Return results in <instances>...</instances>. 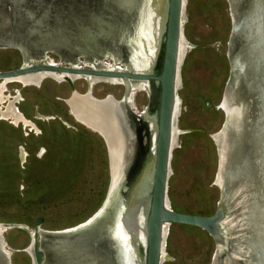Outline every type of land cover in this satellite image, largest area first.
<instances>
[{
  "label": "rangeland",
  "instance_id": "1",
  "mask_svg": "<svg viewBox=\"0 0 264 264\" xmlns=\"http://www.w3.org/2000/svg\"><path fill=\"white\" fill-rule=\"evenodd\" d=\"M135 1L0 0V15L7 9L5 25L3 20L0 25L16 32L19 46L29 51L47 49V61L55 64L73 57L90 63L103 56L100 59L113 65L106 51L119 57V36L130 32ZM230 23L226 0H185L175 117V127L181 132L171 150L166 191L170 208L178 212L209 215L220 195L214 183L216 143L209 135L218 133L224 119L220 110L229 72ZM10 41V46L0 48V70L19 67L22 57L37 56L21 53ZM85 80L72 82L81 96L88 95ZM4 85V96L17 98L14 105L30 124L0 116V224H12L1 235L10 264H32L27 247L36 216L41 217L42 231H62L74 228L101 205L110 176L108 151L103 138L72 115L67 101L73 92L67 82L48 76L39 85L18 81ZM88 90L92 101L108 97L122 101L123 85L111 80L97 79ZM146 99L145 90L135 89L136 114H141ZM7 104L6 100L0 107ZM133 128V138L143 145L142 134L146 137L147 130L142 132L139 122ZM233 214L227 224L231 237L241 227ZM103 225L99 218L73 232L43 233L44 253L50 250L53 264H113ZM163 247L171 260L161 264H209L214 252V242L204 230L177 223L166 228Z\"/></svg>",
  "mask_w": 264,
  "mask_h": 264
},
{
  "label": "water",
  "instance_id": "2",
  "mask_svg": "<svg viewBox=\"0 0 264 264\" xmlns=\"http://www.w3.org/2000/svg\"><path fill=\"white\" fill-rule=\"evenodd\" d=\"M226 1L231 21L226 56L228 62L229 59L231 61L223 88L227 86L236 93L235 98L239 101V105L235 104L237 109L233 110V108L231 114L237 117L238 123L237 127L232 125L233 128L227 130L228 123H226L225 116L218 129V133L221 132L218 138L223 134H229L231 139L228 141V151L224 153V168L221 169L223 181L219 186L220 195L213 212L209 215L175 211L170 208L166 194L167 177L170 171L169 162L173 147L172 123L175 121V106L177 104L176 89L180 65L179 39L185 0H159L157 7L160 9V16L156 34L154 33L155 53L148 67L140 71H136L132 67H128L125 71L74 67L69 61L51 65L45 59L23 60L17 68L0 70V79L45 69L88 75L119 76L125 80L121 100L131 94L128 80L147 82V99L141 114H135L131 110L132 107L129 105L128 99L125 101L127 121L131 125L130 140L133 153L123 169L121 178L111 185L109 176L101 205L90 217L74 227L80 228L89 222L95 223L97 219L101 218L107 242L113 246L118 243L125 255H135L139 246L136 247V250L131 246L133 232L134 229H138V221L141 218L140 227L143 241L137 242L141 248L139 264H161L163 260H171L170 255L163 253L162 250L165 237L164 227L172 223L198 227L211 237L214 242V252L209 264H224V258L229 259L231 264H264V0ZM139 2L141 1H135L132 23L140 21L139 15L136 18L137 14H135ZM142 2L143 6H138L139 11H137L143 15L142 24L138 26L136 22L137 34L133 35L130 28L128 34L119 36V57L126 49L145 48L147 39H151L147 34L148 10L152 7L151 0H142ZM246 2V6L242 7ZM153 8L152 13L156 11ZM242 9L244 12L240 13ZM6 12L5 8V15H7ZM4 13L0 15L3 25H5ZM3 25L0 26V45H8L9 41L5 38L9 39V37L1 36L2 29H5V32L8 31V27ZM4 35L7 36L8 33ZM67 83L70 85L72 93L74 90L72 82L67 81ZM88 89L89 86H87L86 93H89ZM222 97L221 94V99ZM130 98L132 97L130 96ZM136 122L140 123L142 132L143 125L152 130L149 150H147L145 142L142 145L139 138H133L135 134L133 126ZM143 122L145 123L143 124ZM96 132L103 138L107 150L104 137L98 131ZM209 137L215 144L212 134ZM215 149L218 157L217 144H215ZM107 160L109 166L108 154ZM218 161L220 160L217 158V174L220 163ZM216 173L214 178H216ZM214 183L216 184L215 179ZM237 185H239V189H237ZM111 193L114 194L115 200L110 207L108 204L112 199L109 197ZM236 198H239V201L234 204ZM230 212L234 213L233 215L237 217V222H240L241 226L237 229L238 235L234 237H231L232 228L230 229L223 222ZM40 222L41 217L36 216L30 234V243L27 247L32 254V264H45L46 258L41 245V235L43 233L48 235L62 233V231H42L38 226ZM3 225L6 229L12 224L4 223ZM0 239L5 246L1 233ZM235 243L238 244L236 250L234 249ZM231 251H235L237 255H231ZM132 258L130 256L128 258L130 264H133ZM0 263L10 264L9 254L4 253L1 249Z\"/></svg>",
  "mask_w": 264,
  "mask_h": 264
},
{
  "label": "bare ground",
  "instance_id": "3",
  "mask_svg": "<svg viewBox=\"0 0 264 264\" xmlns=\"http://www.w3.org/2000/svg\"><path fill=\"white\" fill-rule=\"evenodd\" d=\"M140 1L141 2H139L140 4L138 6L140 5L143 6L142 0ZM158 2L159 0H151V5L152 7H154L153 10L154 9L156 10L155 12L153 11L154 13H152V7H150L151 11L148 10L149 11L148 13L149 15L148 23L149 24L147 27V30H148L147 34L149 35L151 39L149 40L147 39L145 48L143 47L139 50L136 47H134V49L132 50L126 49L125 51L126 54L125 52H122V55L117 58L113 57L112 53L107 51L110 54L109 56H111V58L114 60L115 63H112L113 65H108L105 63L104 61L105 59H100V58H103V56H101L99 59H95L94 57L96 65L93 64L91 68H95V69L103 68V69H109V70L119 69V70H124V71L128 67H132L136 71H140L141 69L147 68L155 53V34H156L157 25H158V19L160 16V13H159L160 9L159 7H157ZM138 6H137V10L135 11V14H137L136 18L138 15H140L139 16L140 21L138 22L136 21V22L138 23V26H141L142 21H143L142 19L143 15H141L140 12L137 13V11H139ZM136 22L132 23V27H131V31H133L132 33L133 35L137 34ZM182 37L183 35L181 33L180 39H179V62H181V58L183 56V51H184L183 49L184 41ZM45 53L46 52L37 54L38 56H35L36 58L35 57L33 58L36 60L45 59L47 61V57L45 58ZM24 61H28V60L25 58ZM230 61L231 60L229 59V62ZM47 62L50 63L51 65H56L53 62H50V61H47ZM85 64L86 66L84 65L83 67H87V65H89L88 61L85 62ZM48 76H51L52 78L58 80V82L59 81L74 82V80L77 78H85L89 82L90 87L92 86V82H94L97 79H106V80L113 81V83H118L122 85L125 84V80L119 76L88 75V74H83L79 72L55 71L51 69L49 70L45 69V70H40L36 72H26V73L18 74L15 76H6L0 79L3 82L2 84H0V105L3 104L6 100L8 101V104L4 108L0 107V116L3 118H8V117L12 118L15 123L21 121L25 125L30 124V122L27 121L24 118V116L20 112H18V109L15 107L14 102L17 98L10 100L8 97L4 96V91H5L4 84L7 82H11V81H18L22 83L23 85H39L40 81ZM128 81L130 83V93L131 94L127 97L125 96L122 99V101L114 102V109L111 107V100H109L110 97L106 98L107 100L105 99V100H100V101H92L90 93H88L89 97L88 95L81 96L77 94L74 90L72 91L73 95L71 99L67 101L72 115L79 123H81L82 125L90 129L98 131L104 137L106 145H107L108 156H109L110 184L111 185L118 182V180L121 178L123 169L126 166V164L129 162V158L131 157L133 153L132 143L130 140L131 133H132L131 125H129V121H127L128 119V115L126 113L127 104L125 103V101L126 99H128L129 105L132 107L131 110H134L132 98H130V96L133 97L135 89H140V90L142 89V90H145V92L147 90V82L144 80H128ZM177 86H178V78H177ZM235 97H236V93L230 90L226 86L224 88L223 98L221 101L222 102L221 109L225 112V116L227 118L226 119V123H228L227 130L233 128L232 125H236L237 127V123H238L237 117L231 114L233 110L237 109L235 104H237V106L239 105L238 104L239 101H237ZM176 101H177V104L175 106V117L178 115V111H179L178 110L179 109V99H177V97H176ZM233 104L234 106H232ZM121 105H123L124 107H122ZM228 111H229V114H228ZM119 113H122V114L119 115ZM144 123L145 122H143V124ZM180 132L181 131H178L176 129L175 121H173L172 123V144H174L175 137ZM220 133L221 132L213 136L214 143H216L218 147V154H219L218 159L220 160L218 174H216V180H215L217 186H221L222 181H223L221 169L224 168V164H223L224 158H225L224 153H227L228 141L229 139H231L229 134H223L221 135V137L218 138ZM232 135L236 136V134L234 133H232ZM151 136H152V130L150 128H147V136H146L147 140L145 144L147 150H149V148L151 147ZM23 155H24V152L21 149L20 150L21 159L23 158ZM227 182L229 181L227 180ZM239 185H237V189H239L238 188ZM111 194L109 197L114 198V194L112 195ZM111 200L112 199H110L109 203L111 202ZM238 201H239V198H236L234 200V204H237ZM230 215H231V212L229 215H227L228 217H225L223 219V222L226 223V225L228 224V221H229L228 219ZM140 222H141V218H139V221H138V225H137L138 229H134V232H133L134 237H133V244L131 246L134 250H136V247L139 246L138 252L135 253V255L132 254L131 256L133 257L132 258L133 264H139L140 262L139 260L141 257V254H139L141 252V248H140V245L137 244L138 241L140 240L143 241V233L141 231ZM89 224H91V222H89L88 224L84 226H81L80 228L67 229L64 233H69V232L79 230L85 226H88ZM167 227H164V230H163L164 236H166ZM4 228H5L4 225L0 224V233L4 231L3 230ZM237 245L238 244L235 243V247H234L235 250L237 249ZM0 249L4 253L8 254L5 251V246L3 245V241L1 239H0ZM162 252L165 253L164 247H163ZM231 255L236 256L237 253H235V251H231ZM223 262L224 264H231L230 260L227 258L226 259L224 258ZM4 264H7V263H4Z\"/></svg>",
  "mask_w": 264,
  "mask_h": 264
},
{
  "label": "flooded vegetation",
  "instance_id": "4",
  "mask_svg": "<svg viewBox=\"0 0 264 264\" xmlns=\"http://www.w3.org/2000/svg\"><path fill=\"white\" fill-rule=\"evenodd\" d=\"M45 51H42L41 53H44ZM38 56V55H37ZM47 56H45V58H46ZM27 60L28 61H30V60H36V59H34V58H27ZM91 61H90V63H89V65H87V67H92V65L94 64V65H96L95 64V60H93V59H90ZM78 61V62H77ZM74 67H83L84 65L86 66V64L85 63H83V62H81V61H79V60H77L76 58H72V59H70V61H69ZM229 63V62H228ZM78 79V78H77ZM86 81V83H87V85L89 86V82L87 81V80H85ZM96 81V80H95ZM0 82H1V80H0ZM92 87V86H91ZM109 100H111V107L114 109V102H117L114 98H112V97H110L109 98ZM100 101V100H99ZM123 107V106H122ZM222 113H223V115H224V118H225V112L224 111H222V110H220ZM121 113H119V115H120ZM143 128H145L146 130H147V128L145 127V125H143ZM129 136V135H128ZM143 137H144V142H145V144H146V138L147 137H145V135L143 134ZM118 193V192H117ZM115 198V197H114ZM114 198H112V200H111V202L109 203L110 205L109 206H112V204H113V202H114ZM115 207H116V205H115ZM117 208V207H116ZM66 230H62V233H64ZM53 232H57V231H53ZM61 233V234H62ZM111 244V243H110ZM109 244V250H111L109 253H110V257H111V259H112V262H113V264H130L129 263V256L131 257L132 256V254H126L125 255V253L123 252V249H122V247L120 248V245L118 244H116V246H113V245H110ZM51 252H50V250H45V258H46V262H45V264H53V261H52V258H51Z\"/></svg>",
  "mask_w": 264,
  "mask_h": 264
},
{
  "label": "crops",
  "instance_id": "5",
  "mask_svg": "<svg viewBox=\"0 0 264 264\" xmlns=\"http://www.w3.org/2000/svg\"><path fill=\"white\" fill-rule=\"evenodd\" d=\"M1 26V25H0ZM5 29H2V32H1V36H3V37H9L10 35H13L12 36V38L9 40L11 43H13V44H16V45H18V43L16 42L17 40H16V38L18 39V37H17V35H16V32L15 31H13V32H11L9 29H8V31L7 32H5L4 31ZM4 31V32H3ZM8 33V35L7 36H5L4 34H7ZM14 35H16V36H14ZM4 39V38H3ZM5 39H7V38H5ZM7 46H10V45H0V48H2V47H7ZM19 46V45H18ZM19 51L22 53V52H24V53H26V54H28V55H36V54H39L41 51H45V50H47V49H45V50H38L37 51V49L35 48V47H32L33 49H31V51H29V50H27L26 48H24L22 45H20L19 46ZM16 49H18V48H16ZM48 51V50H47ZM22 61H23V57H22Z\"/></svg>",
  "mask_w": 264,
  "mask_h": 264
}]
</instances>
